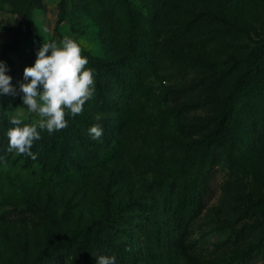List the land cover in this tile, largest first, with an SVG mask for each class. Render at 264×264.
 <instances>
[{
  "label": "rangeland",
  "instance_id": "1",
  "mask_svg": "<svg viewBox=\"0 0 264 264\" xmlns=\"http://www.w3.org/2000/svg\"><path fill=\"white\" fill-rule=\"evenodd\" d=\"M36 2L29 21L28 0H0V47L17 45V82L43 42L70 37L95 90L65 119L109 128L95 140L86 130L97 158L82 153L81 168L63 174L28 168L15 150L0 163V264H36L71 238L78 246L44 264H96L100 255L115 264H264V84L249 81L224 145L206 147L246 69L235 61L264 39V0ZM4 105L10 118L39 119L16 96L0 97ZM186 186L203 207L174 236L171 199ZM247 248L253 256L241 262Z\"/></svg>",
  "mask_w": 264,
  "mask_h": 264
},
{
  "label": "trees",
  "instance_id": "2",
  "mask_svg": "<svg viewBox=\"0 0 264 264\" xmlns=\"http://www.w3.org/2000/svg\"><path fill=\"white\" fill-rule=\"evenodd\" d=\"M37 7L36 0H28L25 15L29 21L33 20L34 11ZM184 28L176 29V31L182 35L184 38ZM20 31L15 32V37L19 34ZM17 50V45L15 42L5 44L0 47V60H3L9 68L8 74L13 77L12 83L15 84L18 88L16 80V70L14 66V61L10 57L11 52ZM234 68H246L243 71L235 88L229 92L227 95L226 101H224V108L222 117L220 118L217 129L214 130V133L206 140V147L216 146L217 148L224 145V139L227 136V133L230 130L228 123L232 118V111L234 104L241 92L246 88L249 81L252 80L258 85L264 84V39L256 43V45L242 58L235 61ZM91 65L96 67L97 62L91 61ZM106 67L107 72L112 74L115 78V70L110 67L108 64H101ZM226 74L222 72L221 75ZM102 94V90H99ZM21 95H16L17 101L22 104ZM104 104V101H103ZM23 105V104H22ZM10 117L8 116L7 110L4 108L0 111V163L5 161L12 155L14 151H8V137L6 136V131L13 127L9 123ZM67 126L53 131L51 134L48 133L46 129L41 130L40 139L34 140L31 146V151L35 154L33 159L26 153H20L21 158L24 161V165L28 168L32 167L35 163H42L48 169L58 173L63 174L65 171L71 168H81V157L82 153L86 154V157H91V160L97 158L96 155H90V140L86 137V130L88 131L89 127L93 124L90 123L85 118H80L78 123H74L72 119H66ZM22 122V121H21ZM23 123H33L32 120H28ZM79 124L78 127L76 125ZM103 128V136H107V129L109 125L107 123H98ZM173 207H170L172 210L173 223L170 225V232L174 236L175 234H183L187 228V224L192 218L198 215L203 207V202L200 197H190L188 187L179 188L175 199H171ZM129 206L137 207L142 206V203L137 201H130ZM143 208V206H142ZM182 236V235H181ZM74 245L78 246L77 239H62L57 244L51 245L39 252V255L36 259V264H44L46 259L53 257L54 255L61 253V251H67L72 248ZM86 246H89L86 243ZM252 248H247L245 250L244 256L241 258V262H245L246 259L251 258Z\"/></svg>",
  "mask_w": 264,
  "mask_h": 264
},
{
  "label": "clouds",
  "instance_id": "3",
  "mask_svg": "<svg viewBox=\"0 0 264 264\" xmlns=\"http://www.w3.org/2000/svg\"><path fill=\"white\" fill-rule=\"evenodd\" d=\"M87 63L79 44L70 37L63 38L59 43L43 42L36 52L34 63L23 69V80L17 82V88L12 83L13 77L8 74V66L0 60V97L22 94V104L39 117L33 123L23 124L16 117L10 118L9 123L13 127L6 131L8 151L26 153L34 159L31 146L34 140L40 139L38 128L51 134L67 126L66 111L73 116L81 113L83 105L95 90L94 69L85 67ZM88 133L95 140L101 137L103 128L98 123L93 124ZM95 258L96 264H115L116 261L115 256L100 255Z\"/></svg>",
  "mask_w": 264,
  "mask_h": 264
}]
</instances>
